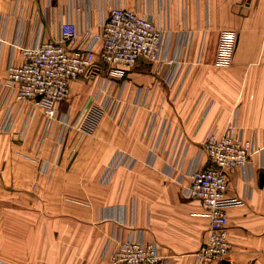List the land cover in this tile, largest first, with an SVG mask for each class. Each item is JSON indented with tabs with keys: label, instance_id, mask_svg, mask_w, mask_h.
<instances>
[{
	"label": "crops",
	"instance_id": "1",
	"mask_svg": "<svg viewBox=\"0 0 264 264\" xmlns=\"http://www.w3.org/2000/svg\"><path fill=\"white\" fill-rule=\"evenodd\" d=\"M114 6L164 30L162 60L141 58L121 78L98 51L91 76L71 83L56 116L0 88V171L10 172L3 190L30 198L36 186L37 204L47 185L60 196L52 214H0V260L112 264L118 239L144 236L158 243L163 264H202L196 252L209 220L201 200L183 191L193 169L209 163L206 136L234 124L257 151L246 168L228 172L227 195L244 203L227 210L231 249L211 264H264V0H0V83L23 47L57 37L66 20L83 33L80 42L87 28L100 31ZM224 29L236 30L238 42L232 63L219 66ZM110 93L120 96L117 113L92 133L79 130L74 123L90 98L101 103ZM14 139L24 140L19 153L27 163L14 164Z\"/></svg>",
	"mask_w": 264,
	"mask_h": 264
},
{
	"label": "built area",
	"instance_id": "2",
	"mask_svg": "<svg viewBox=\"0 0 264 264\" xmlns=\"http://www.w3.org/2000/svg\"><path fill=\"white\" fill-rule=\"evenodd\" d=\"M86 30L82 41L78 42L83 33L73 20H66L59 24L57 37L23 47L21 62L12 60L8 64L0 88H5L19 102L37 100L50 116H56L58 105L69 96L71 83L91 76L97 65L98 51L101 61L111 66V74L122 78L141 58L162 60L166 48V35L161 27L149 16L123 6L110 10L98 33ZM237 42L236 30L221 31L217 65L232 63ZM98 98L99 95L90 98L74 123L79 130L92 133L104 115L117 113L120 96L107 94L101 103L97 102ZM163 140L159 136L157 145ZM202 149L209 163L193 169L192 182L183 193L187 198L201 200L204 206L203 215L209 220V227L196 256L200 263L211 264L221 260L231 249L227 210L244 203L242 197L227 195L228 172L246 168L257 147L233 124L223 134L211 131ZM47 166L45 164L43 169L47 170ZM111 260L112 264H163L165 258L156 241L129 236L117 240ZM0 264L8 263L0 260Z\"/></svg>",
	"mask_w": 264,
	"mask_h": 264
},
{
	"label": "rangeland",
	"instance_id": "3",
	"mask_svg": "<svg viewBox=\"0 0 264 264\" xmlns=\"http://www.w3.org/2000/svg\"><path fill=\"white\" fill-rule=\"evenodd\" d=\"M23 142H24V140H22V139H14V144H15L14 145L15 154H14V158H13L14 164L23 163L25 161V160H23L24 158L22 159V157L20 156V153H19V152H21L20 149H23V148H21ZM0 143L3 144L4 139H1ZM0 153H2V154H0V165H1V164L5 163V158H4L3 151H1ZM25 162L27 163V161H25ZM30 162L32 163V161L28 160V163H30ZM9 173H10L9 171H5V172L0 171V186H2L1 182H3V180H2L3 176L2 175L7 176V175H9ZM16 174H18V178H20V171H17V172L14 171V176ZM23 174H24V172H23ZM28 178H29V180L33 179L31 176ZM36 188H37L36 186H33L28 190L27 196H30V198H27L26 195L25 196L17 195V192L19 189H16L15 187L7 188L8 190L11 189L13 196L6 194V192L3 190L4 189L3 186L0 187V214H21V212H22V214H26L25 212H28V214H39L40 212H42L43 209L46 210V212H50V214H52L53 210L56 209L52 202L54 200L60 199V196L58 194L54 193V188H52V186L50 187L49 185H47L45 188L46 192H45L44 202L37 204L38 203L37 198H39V200H42V197L37 196L38 191L36 190ZM66 194H68V192ZM62 197H64L65 200L67 199V196H65V195H63ZM21 204L23 206L22 209H20ZM26 209H27V211H26ZM17 211H19V212H17Z\"/></svg>",
	"mask_w": 264,
	"mask_h": 264
},
{
	"label": "bare ground",
	"instance_id": "4",
	"mask_svg": "<svg viewBox=\"0 0 264 264\" xmlns=\"http://www.w3.org/2000/svg\"><path fill=\"white\" fill-rule=\"evenodd\" d=\"M27 116V115H26Z\"/></svg>",
	"mask_w": 264,
	"mask_h": 264
}]
</instances>
